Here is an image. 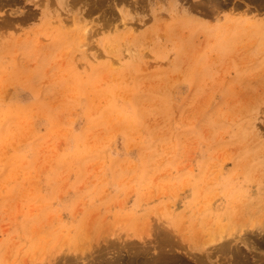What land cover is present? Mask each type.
<instances>
[{
  "label": "rangeland",
  "instance_id": "1",
  "mask_svg": "<svg viewBox=\"0 0 264 264\" xmlns=\"http://www.w3.org/2000/svg\"><path fill=\"white\" fill-rule=\"evenodd\" d=\"M2 1L0 264H264V0Z\"/></svg>",
  "mask_w": 264,
  "mask_h": 264
},
{
  "label": "bare ground",
  "instance_id": "2",
  "mask_svg": "<svg viewBox=\"0 0 264 264\" xmlns=\"http://www.w3.org/2000/svg\"><path fill=\"white\" fill-rule=\"evenodd\" d=\"M12 1H14V0H12ZM74 1H76V0H74ZM71 2H73V1H71ZM76 2H78V0ZM6 3H8V2H3L2 0H0V8L5 6ZM31 12H29L27 15L29 16V14ZM31 15H33V13L30 14V17H31ZM25 16H26V14H25ZM6 17H7V15L0 18V22H7L8 23V22H14V20H15V18H12L11 16H8V18H6ZM32 17H34V15ZM22 18L24 19L25 17H22ZM28 19H30V18L28 17ZM167 232L164 233L165 235L163 234L164 235L163 237H160V238L158 237L159 241L157 240V238H156L157 241L155 240L156 241L155 243H157V244H154V247L159 248L157 253L151 254V249L153 246L152 245L153 240H150V241L145 240V241H143V243H140V244H138L136 242H129V262L130 261H131V263L137 262V264H188L185 261H182V259H180L181 257H178L179 253L177 254L175 251V247L177 245L175 242V238L173 237L172 233H171L172 234L171 235L170 233H167ZM212 239L218 240V241L221 240V242H219L215 245V248L212 247L215 250V252L210 251L209 250L210 247L208 246L209 247V249H208L207 245H204L205 247L204 246L198 247L199 250L203 251L200 256H197L193 252L194 246H186V250L189 254H191L192 256H195V259L201 264H211V262H213V260H212L213 255L215 253H218V252L222 253V256L224 255V257H229V259H231V257L233 256V260H234V249L232 247L231 240L226 239V237L223 235H221L219 237H214ZM167 247H169V248H167ZM106 251H107V249L102 250V252L104 254L105 253L107 254ZM235 252H238V251H235ZM227 255H229V256H227ZM91 257L92 256H90V259L85 264H117L116 259L115 260H113V259H109V260L106 259L105 260V258H101L102 255L100 252H98V254H96L92 258ZM88 258H89V256H88ZM78 260L79 259L76 256H71V255L65 256L64 255V256L57 258L53 264L74 263ZM234 262H235L234 264H244L243 262L238 261L236 259L234 260ZM18 264H22V263H18ZM23 264H26V263H23ZM41 264H43V263H41ZM221 264H224V263H221Z\"/></svg>",
  "mask_w": 264,
  "mask_h": 264
}]
</instances>
